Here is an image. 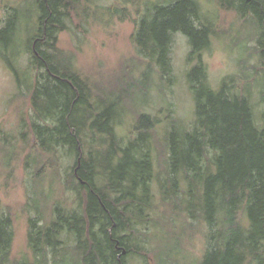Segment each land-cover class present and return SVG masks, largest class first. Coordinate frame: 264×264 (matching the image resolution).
I'll list each match as a JSON object with an SVG mask.
<instances>
[{"label": "trees", "instance_id": "1", "mask_svg": "<svg viewBox=\"0 0 264 264\" xmlns=\"http://www.w3.org/2000/svg\"><path fill=\"white\" fill-rule=\"evenodd\" d=\"M114 1L106 11L120 19L129 17L125 5L139 8L144 3ZM89 2L29 0L27 23L32 22L35 34L25 41V52L37 72L30 87L34 119L29 129L34 145L47 155L39 174L56 170L64 154L73 158L65 188L75 195L70 210L61 201L53 205L54 218L34 208L37 215L29 217L27 231L33 264L64 261L69 249L64 234L74 240V264H125L129 256L146 262L145 245L153 238L140 235L161 222L153 213L154 182L168 215L183 218L182 231L191 230L192 222L208 227L206 247L198 263L192 264H264V108L256 116L249 85L242 94L234 77L218 88L208 83L202 53L210 46L213 29L200 3L176 0L149 3L145 12L136 8L139 18L134 20L130 41L163 75L171 72L169 54L176 33L188 39V60H196L187 72L195 119L185 125L168 110L163 144L155 131L161 120L144 113L136 115L128 136H120L122 102L130 96L129 88L95 99L70 60L60 57L58 34L68 29L66 22L80 5L85 3L81 12L87 11ZM219 2L254 25L257 54L264 61V0ZM18 15L0 29V55L20 87L26 83L21 79L24 73L18 74L6 58L9 50L17 57L15 34L22 23ZM261 87L264 107V80ZM163 154L166 159L161 163ZM174 217L167 224L176 223ZM12 225L10 215L0 216V264H28L12 261ZM177 238L168 232V253L177 249L169 245L172 241L177 245ZM161 254L160 262L166 263ZM169 259L170 254L171 264Z\"/></svg>", "mask_w": 264, "mask_h": 264}, {"label": "rangeland", "instance_id": "2", "mask_svg": "<svg viewBox=\"0 0 264 264\" xmlns=\"http://www.w3.org/2000/svg\"><path fill=\"white\" fill-rule=\"evenodd\" d=\"M174 1L144 0L139 8L125 5L129 17L120 19L118 16H109L106 11L114 0H91L86 4L87 11L81 12L85 3L80 5L79 12L73 13L66 22L68 29L58 34L60 57L70 60L73 69L89 85L93 98L106 93H121L123 89L129 88L130 96L123 98L122 107L125 111L118 125V133L122 137L129 135L136 115L143 113L161 120L155 131L156 137L163 144L168 110L185 125L192 124L195 119L194 95L187 80V72L196 60H188L191 49L188 39L181 33L173 36L169 76L163 75L154 62L141 54L130 41L135 28L134 20L139 18L136 8L145 12L149 3L165 5ZM197 1L204 18L213 29L210 46L202 53L208 83L218 88L224 80L234 77L242 94L249 85L251 102L256 116H259L264 108L260 102L264 61L257 54V32L254 25L240 19L234 11L224 9L219 0ZM28 8L29 0H0V29L13 15L19 17L20 14L22 20L15 34L14 51L18 52L17 57L14 59L13 50H9L6 58L18 74L24 73L21 79L26 82L19 87L12 69L0 55V216L10 215L13 220L12 261L25 260L33 264L35 256L27 244V231L29 217L37 215L34 208L45 211L46 218H54L53 205L61 201L62 207L70 210L75 205V195L65 188L66 175L74 162L73 158L64 154L56 170L48 171L44 176L39 174V168L47 155L34 145V135L29 129L34 119L30 87L34 84L37 72L31 66L30 54L25 52V41L35 34V28L32 25L30 28L32 22L27 23L26 16L30 14ZM33 20L35 14H32ZM164 159L166 155L163 154L159 162L162 163ZM156 168L161 170L157 164ZM37 175L41 177L34 181ZM157 190L154 182L153 205L156 212L153 213L161 217V222L143 230L140 235L143 239L144 234L146 238L152 234L154 241L145 245L146 262L140 257L129 256L125 264H168V254L171 264L198 263L206 247L207 225L192 222L191 230L182 231L180 227L183 218H176L173 213L168 215V207L161 203ZM169 217L176 218V223L171 221L167 224ZM163 221L166 223L163 224ZM168 232L172 237L178 235L179 241L177 245L174 241L169 243L171 248L177 247L169 253ZM62 238L66 240L69 249L66 252L68 256L59 264H74V240L65 234ZM159 253L164 255L166 263L160 262ZM52 263L48 259V264Z\"/></svg>", "mask_w": 264, "mask_h": 264}, {"label": "flooded vegetation", "instance_id": "3", "mask_svg": "<svg viewBox=\"0 0 264 264\" xmlns=\"http://www.w3.org/2000/svg\"><path fill=\"white\" fill-rule=\"evenodd\" d=\"M6 23V22H5Z\"/></svg>", "mask_w": 264, "mask_h": 264}]
</instances>
